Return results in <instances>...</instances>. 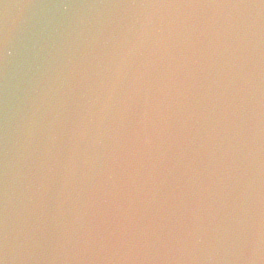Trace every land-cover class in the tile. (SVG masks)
Returning <instances> with one entry per match:
<instances>
[{
    "label": "clouds",
    "instance_id": "obj_1",
    "mask_svg": "<svg viewBox=\"0 0 264 264\" xmlns=\"http://www.w3.org/2000/svg\"><path fill=\"white\" fill-rule=\"evenodd\" d=\"M0 264H264V0H0Z\"/></svg>",
    "mask_w": 264,
    "mask_h": 264
}]
</instances>
